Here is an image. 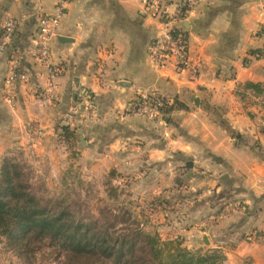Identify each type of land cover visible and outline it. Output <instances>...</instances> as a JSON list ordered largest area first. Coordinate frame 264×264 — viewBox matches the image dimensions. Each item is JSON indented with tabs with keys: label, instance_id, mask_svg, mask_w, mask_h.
I'll return each instance as SVG.
<instances>
[{
	"label": "crops",
	"instance_id": "crops-1",
	"mask_svg": "<svg viewBox=\"0 0 264 264\" xmlns=\"http://www.w3.org/2000/svg\"><path fill=\"white\" fill-rule=\"evenodd\" d=\"M38 3L48 14L55 12V0H0V33L8 18L33 12ZM184 26L190 69L170 65L157 71L148 61L157 23L145 14L142 0L69 3L51 42L52 62L62 69L55 100L48 99V69L28 60V80L18 83L9 106L3 99L9 52L0 59V152L11 145L61 151L58 127L64 124V132L75 131L80 147L86 146L84 156L107 158V165H123L125 171L137 166L135 157H146L144 169L160 174L166 161L173 162L171 155L190 154V175L198 177L191 178V189H204L200 199L222 192L224 185L240 186L256 208L241 223L193 228L190 247L197 248L200 238L223 251L224 264H264V61L253 54L264 42V0L202 2ZM36 29L34 19L25 20L14 47L29 45ZM147 91L179 104L165 113V126L128 115L130 102ZM88 93L98 110L95 121L84 120ZM210 211L208 205L194 206L190 222Z\"/></svg>",
	"mask_w": 264,
	"mask_h": 264
},
{
	"label": "rangeland",
	"instance_id": "rangeland-1",
	"mask_svg": "<svg viewBox=\"0 0 264 264\" xmlns=\"http://www.w3.org/2000/svg\"><path fill=\"white\" fill-rule=\"evenodd\" d=\"M153 122L165 126L164 119L162 123ZM67 127L64 124L58 127L59 142L63 147L61 151L51 148L44 152L40 147L11 145L0 152V183L4 161L11 160L18 164L24 175L23 180L33 193L44 202L64 201L79 217L91 215L102 218V211L107 208L115 214L125 208L131 211L146 232L157 233L164 241H179L183 247L202 253L217 248H209V241H201L200 238H197V248L195 245L190 247V231L193 228L204 231L232 219H239L236 223H241V217L256 211L252 202L248 201L249 197L241 195L240 186L228 189L224 185L222 192L210 191L205 200L200 199L204 189H191V178L198 177L197 174L190 175V154L179 152L171 155L173 162L166 161L167 167H160V174L144 169L149 165L144 163L146 157L132 156L137 159L138 164L135 163V168L125 171L122 169L123 165H107V158L84 156L86 146L80 147L75 131L67 135L64 132ZM163 142H159L157 146L163 147ZM112 187L117 190L116 197L109 195ZM202 204L211 209L208 216L195 224L190 222V210ZM233 208H236L237 213ZM251 236L245 234L243 239ZM247 240L253 242V239ZM22 243L24 246L19 249L8 238L0 235V264H87L51 246L47 239L30 236Z\"/></svg>",
	"mask_w": 264,
	"mask_h": 264
},
{
	"label": "trees",
	"instance_id": "trees-1",
	"mask_svg": "<svg viewBox=\"0 0 264 264\" xmlns=\"http://www.w3.org/2000/svg\"><path fill=\"white\" fill-rule=\"evenodd\" d=\"M247 87L256 85L248 83ZM177 106L174 102L164 113ZM23 176L17 163L4 161L0 235L8 238L14 247L21 249L22 242L33 236L47 239L51 246L87 264H224L226 261L220 249L194 252L179 241H164L157 233L146 232L125 208L118 214L107 208L102 211V218L79 217L64 201L39 199ZM109 195L116 197L117 190L110 188Z\"/></svg>",
	"mask_w": 264,
	"mask_h": 264
},
{
	"label": "built area",
	"instance_id": "built-area-1",
	"mask_svg": "<svg viewBox=\"0 0 264 264\" xmlns=\"http://www.w3.org/2000/svg\"><path fill=\"white\" fill-rule=\"evenodd\" d=\"M75 0H55V12L48 14L40 3L33 12L16 18H8L0 33V59L7 52L6 76L4 80V101L14 107L16 87L18 83L28 80L26 62L33 60L46 67L50 75L48 99L57 97L55 80L62 72L60 66L52 62L51 42L57 38L62 18L66 14L67 5ZM209 0H179L176 4L170 0H142L145 14L156 21L157 35L148 49V61L154 70H161L170 65L177 70L190 69L189 39L185 23L189 21L196 6ZM34 19L37 25L35 36L25 48L14 47L21 24L28 19ZM264 39V29L262 30ZM264 61V42L254 54ZM172 101L159 91L144 92L137 95L129 104L128 115L152 121H163L164 110L172 105ZM84 117L87 121H95L98 116L93 97L88 93L84 96ZM233 211L237 213L236 208Z\"/></svg>",
	"mask_w": 264,
	"mask_h": 264
},
{
	"label": "water",
	"instance_id": "water-1",
	"mask_svg": "<svg viewBox=\"0 0 264 264\" xmlns=\"http://www.w3.org/2000/svg\"><path fill=\"white\" fill-rule=\"evenodd\" d=\"M59 40H60V41H67V40H69V39H67V38H63V37H59ZM82 142H83V143L85 142L84 137H82ZM188 167H192V163H189Z\"/></svg>",
	"mask_w": 264,
	"mask_h": 264
}]
</instances>
